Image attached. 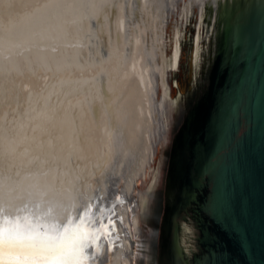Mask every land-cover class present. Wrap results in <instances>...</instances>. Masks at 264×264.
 <instances>
[{"label": "bare ground", "instance_id": "bare-ground-1", "mask_svg": "<svg viewBox=\"0 0 264 264\" xmlns=\"http://www.w3.org/2000/svg\"><path fill=\"white\" fill-rule=\"evenodd\" d=\"M204 1L0 0V238L84 216L113 222L85 264H134L177 104L169 71L196 7L198 60Z\"/></svg>", "mask_w": 264, "mask_h": 264}, {"label": "water", "instance_id": "water-1", "mask_svg": "<svg viewBox=\"0 0 264 264\" xmlns=\"http://www.w3.org/2000/svg\"><path fill=\"white\" fill-rule=\"evenodd\" d=\"M198 14L134 264H264V0H205L196 61Z\"/></svg>", "mask_w": 264, "mask_h": 264}, {"label": "snow or ice", "instance_id": "snow-or-ice-1", "mask_svg": "<svg viewBox=\"0 0 264 264\" xmlns=\"http://www.w3.org/2000/svg\"><path fill=\"white\" fill-rule=\"evenodd\" d=\"M69 224L74 226H60L57 231L62 230L63 235L54 237L21 236L9 230L0 238V264H49L53 258H59L55 264H85V250L97 246L98 238L109 236L113 227V222L96 224L84 216L76 217L75 221L70 219Z\"/></svg>", "mask_w": 264, "mask_h": 264}, {"label": "rangeland", "instance_id": "rangeland-1", "mask_svg": "<svg viewBox=\"0 0 264 264\" xmlns=\"http://www.w3.org/2000/svg\"><path fill=\"white\" fill-rule=\"evenodd\" d=\"M109 163H110V162H109ZM108 165H109V164H108ZM109 173H110V169H109L108 166H107V174H109ZM103 180H104V181H105V180L107 181V175H106V172L104 173ZM111 183H112V180H109V182L107 183V185H104V184H106L105 182H104V183H101V184H103V185H102V191H105V189L107 190L108 188H110ZM99 191H101V190H99ZM106 198H107L108 201H109V199H110V194H108L107 196H106V195H105V196H102V200H103V202H104V201H107ZM109 214H110V215L113 214V217H111V219H112L113 221H115V220H116V217L119 216V208L116 206L112 211L109 212ZM115 222L117 223V221H115ZM186 230H187V229H186ZM187 231L190 232V234L192 235V230L188 229ZM115 239H116V238H115V234L113 233L112 237H110V241L115 242V241H116ZM116 250H117V247H115L114 252H115ZM114 254H116V253H114ZM114 254H113V255H114ZM113 255L111 256V258L113 257ZM113 258H114V257H113Z\"/></svg>", "mask_w": 264, "mask_h": 264}]
</instances>
